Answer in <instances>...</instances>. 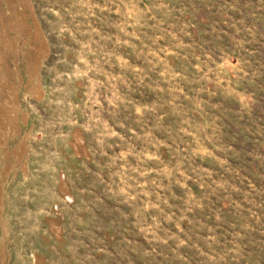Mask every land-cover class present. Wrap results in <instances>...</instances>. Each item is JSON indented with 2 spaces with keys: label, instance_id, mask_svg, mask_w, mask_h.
I'll use <instances>...</instances> for the list:
<instances>
[{
  "label": "rangeland",
  "instance_id": "1",
  "mask_svg": "<svg viewBox=\"0 0 264 264\" xmlns=\"http://www.w3.org/2000/svg\"><path fill=\"white\" fill-rule=\"evenodd\" d=\"M0 264H264V0H0Z\"/></svg>",
  "mask_w": 264,
  "mask_h": 264
}]
</instances>
